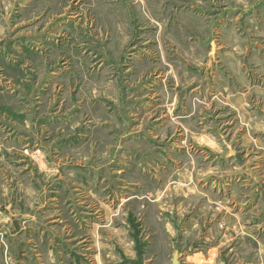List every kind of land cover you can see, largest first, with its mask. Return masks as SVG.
Masks as SVG:
<instances>
[{"label":"rangeland","instance_id":"obj_1","mask_svg":"<svg viewBox=\"0 0 264 264\" xmlns=\"http://www.w3.org/2000/svg\"><path fill=\"white\" fill-rule=\"evenodd\" d=\"M60 4L87 14V91L110 124L92 147H29V204L44 205L29 226L87 235L82 264H264V0H0L1 48ZM0 67V108L6 86L20 106Z\"/></svg>","mask_w":264,"mask_h":264},{"label":"crops","instance_id":"obj_2","mask_svg":"<svg viewBox=\"0 0 264 264\" xmlns=\"http://www.w3.org/2000/svg\"><path fill=\"white\" fill-rule=\"evenodd\" d=\"M63 5L60 4L63 11H47L49 15L38 17L33 14L32 19L26 21L38 25L23 27L21 25L25 23L21 21L12 30H5L3 48L0 46V50L3 49L0 61L4 65L5 84L20 82L25 85L20 106L14 104L13 91L7 92L6 86L7 95L0 108V119L4 121L0 128V147L4 148L0 166L4 168L0 171L8 183L4 192H0L3 196L0 198V264H77V259L82 264L92 257V240L88 241L87 235L46 236L43 231L38 229L36 232L29 226L30 222H39L40 215H36V211L44 207L29 204L26 181L30 165L29 147H47L55 139L61 140L59 146L64 147H72L84 139L83 145L92 147L94 130L110 124L106 118L104 121L99 118L100 122L95 120L94 98L87 91V83L97 81L93 75L92 53L89 52L90 37L79 24L82 16L86 18L87 14L70 12V7ZM41 23L43 26H39ZM87 61H90L88 65ZM30 86L40 89L34 93ZM45 135L53 140L48 141V138L45 141ZM32 170L36 173L35 168ZM37 174L40 176V172ZM44 189L40 188L39 193ZM59 221V216H53L50 222ZM87 241L90 243L88 247ZM81 244L82 249H77Z\"/></svg>","mask_w":264,"mask_h":264},{"label":"water","instance_id":"obj_3","mask_svg":"<svg viewBox=\"0 0 264 264\" xmlns=\"http://www.w3.org/2000/svg\"><path fill=\"white\" fill-rule=\"evenodd\" d=\"M238 164L239 165H243V161L242 160L238 161ZM173 264H180L179 261H178V253L177 252H176V254L174 256Z\"/></svg>","mask_w":264,"mask_h":264},{"label":"bare ground","instance_id":"obj_4","mask_svg":"<svg viewBox=\"0 0 264 264\" xmlns=\"http://www.w3.org/2000/svg\"><path fill=\"white\" fill-rule=\"evenodd\" d=\"M201 145V144H200ZM248 146V145H247Z\"/></svg>","mask_w":264,"mask_h":264}]
</instances>
